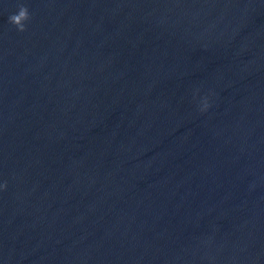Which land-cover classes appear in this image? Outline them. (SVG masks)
I'll use <instances>...</instances> for the list:
<instances>
[{
    "label": "water",
    "instance_id": "obj_1",
    "mask_svg": "<svg viewBox=\"0 0 264 264\" xmlns=\"http://www.w3.org/2000/svg\"><path fill=\"white\" fill-rule=\"evenodd\" d=\"M0 264H264V0H0Z\"/></svg>",
    "mask_w": 264,
    "mask_h": 264
},
{
    "label": "clouds",
    "instance_id": "obj_2",
    "mask_svg": "<svg viewBox=\"0 0 264 264\" xmlns=\"http://www.w3.org/2000/svg\"><path fill=\"white\" fill-rule=\"evenodd\" d=\"M30 19L27 7L24 4L18 5V12L8 17V23L16 28L18 32H24L25 22ZM207 104H205V108Z\"/></svg>",
    "mask_w": 264,
    "mask_h": 264
}]
</instances>
